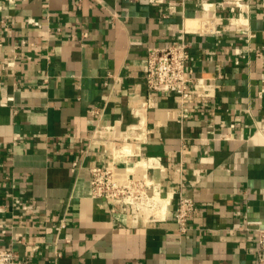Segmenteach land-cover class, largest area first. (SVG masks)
I'll list each match as a JSON object with an SVG mask.
<instances>
[{
	"label": "crops",
	"instance_id": "crops-1",
	"mask_svg": "<svg viewBox=\"0 0 264 264\" xmlns=\"http://www.w3.org/2000/svg\"><path fill=\"white\" fill-rule=\"evenodd\" d=\"M182 22L195 97L179 117L154 92L139 119L147 48L179 43ZM112 160L171 193L163 218L91 197L90 168ZM178 194L198 208L185 231ZM246 220L264 224V0H0V248L26 264H256Z\"/></svg>",
	"mask_w": 264,
	"mask_h": 264
},
{
	"label": "built area",
	"instance_id": "built-area-1",
	"mask_svg": "<svg viewBox=\"0 0 264 264\" xmlns=\"http://www.w3.org/2000/svg\"><path fill=\"white\" fill-rule=\"evenodd\" d=\"M240 6L241 0H235ZM184 22L181 24L182 37L179 43H170L163 47L147 48L145 84L148 95L140 105L132 108V111L140 119L141 110H146L152 105V93L169 92L178 97L179 108L178 116L182 117L185 104L194 98V91L189 86L192 78L185 74L186 63L191 59L190 43L185 38ZM210 92V90H208ZM110 129V126H109ZM129 131H144L142 123H137L128 127ZM131 129V130H130ZM135 134V133H134ZM129 137V136H128ZM138 139L139 135H135ZM126 148L121 145H115L113 152L123 154ZM149 167L153 166L152 161ZM133 169L126 170L123 176L116 173L115 160L107 161L103 165L90 168V193L92 198L110 199L114 201V209H124L133 206L136 212H139L145 220H159L164 217L165 210L170 203L172 195L170 192L162 194L159 190H148L149 186L154 185V180L149 178L146 173L142 177L132 175ZM161 199L166 203L162 210ZM198 210L192 198L178 194L177 204L174 209V218L180 231L187 229L188 219ZM62 225V224H61ZM59 228V227H58ZM245 230H251L257 242V262L264 264V224L260 220H246L241 227ZM0 232H5V228L0 224ZM35 246H31L34 250ZM60 253L56 252V258L53 264H59ZM0 264H26L20 259L12 248H0Z\"/></svg>",
	"mask_w": 264,
	"mask_h": 264
},
{
	"label": "bare ground",
	"instance_id": "bare-ground-1",
	"mask_svg": "<svg viewBox=\"0 0 264 264\" xmlns=\"http://www.w3.org/2000/svg\"><path fill=\"white\" fill-rule=\"evenodd\" d=\"M146 160V159H145ZM148 161V160H147ZM139 161L137 164H140V165H143V166H149L151 163L148 161ZM161 206H162V210L164 209V206H165V203H166V200L165 199H161Z\"/></svg>",
	"mask_w": 264,
	"mask_h": 264
}]
</instances>
